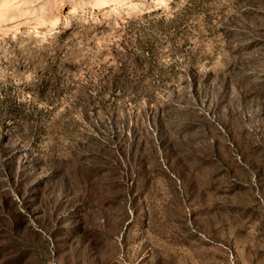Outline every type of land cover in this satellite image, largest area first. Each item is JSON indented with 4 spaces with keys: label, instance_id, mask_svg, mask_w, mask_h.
<instances>
[{
    "label": "rangeland",
    "instance_id": "374dc122",
    "mask_svg": "<svg viewBox=\"0 0 264 264\" xmlns=\"http://www.w3.org/2000/svg\"><path fill=\"white\" fill-rule=\"evenodd\" d=\"M0 264H264V0H0Z\"/></svg>",
    "mask_w": 264,
    "mask_h": 264
}]
</instances>
